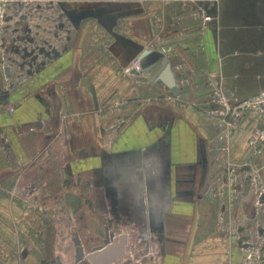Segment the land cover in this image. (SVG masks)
I'll return each mask as SVG.
<instances>
[{"label":"crops","instance_id":"crops-1","mask_svg":"<svg viewBox=\"0 0 264 264\" xmlns=\"http://www.w3.org/2000/svg\"><path fill=\"white\" fill-rule=\"evenodd\" d=\"M140 1L113 20L66 9L64 20H46L42 8L43 20L23 22L42 40L26 58L11 50L0 68L9 91L0 103L14 106L0 107L1 186L11 184V200L42 202L30 212L46 218L34 226L43 239L28 244L44 254L27 253L25 264H92L77 262L78 250L105 245L108 230L132 239L114 264H264V250L253 257V239L247 247L239 230L246 220L247 232L258 228L257 197L246 211L234 203L238 225L219 221L227 187L212 181V159L223 126L212 125L201 95L239 102L264 90V0H219L212 21L195 3L196 16L184 18L169 14L168 0ZM145 49L138 73L132 60ZM164 57L178 92L160 78ZM254 121L250 108L233 135L237 160L252 157Z\"/></svg>","mask_w":264,"mask_h":264},{"label":"rangeland","instance_id":"rangeland-1","mask_svg":"<svg viewBox=\"0 0 264 264\" xmlns=\"http://www.w3.org/2000/svg\"><path fill=\"white\" fill-rule=\"evenodd\" d=\"M141 2L140 0H0V68L6 67L9 62L7 60H10L9 52L11 50H15L16 54H22L23 58H26L30 54L28 51L31 48V41L33 40H42L41 38H37L35 35H33L32 30L26 29L25 20H43L40 13L37 12V9L39 8L40 4H45L44 9H49L51 12H57L60 8L62 10L67 11V13L71 12V14L74 16L77 13L84 14L85 12H90L91 15H98L99 20H113V10H116L117 13L127 15L132 14L135 10H137V4L136 2ZM149 1H155V0H149ZM160 2V0H157ZM169 3H173L175 5H171V7H175L171 14L172 16H186L189 18L192 17V14L194 13L193 5L194 4H188V3H195V13L197 10H200L201 17L205 19L206 16H211L210 19L207 21H212L215 19V14L217 15L218 9H219V0H168ZM195 1V2H194ZM168 2H166L167 4ZM53 4V6H51ZM188 4V6H187ZM200 4V5H199ZM168 5V4H167ZM178 5V7H177ZM205 9L203 8V6ZM37 6V7H36ZM184 6V7H183ZM114 7V9H112ZM139 7V6H138ZM170 7V8H171ZM181 12L178 11L176 8L180 9ZM108 9V13L107 12ZM215 10V11H213ZM190 12V13H189ZM208 12H213L212 14ZM99 13H101L99 15ZM188 13V15L186 14ZM194 13V16H196ZM46 20H58L56 18V14H51L50 17L46 18ZM16 22H20L22 24L16 25ZM17 36V37H16ZM44 50V48H43ZM26 62H24L25 64ZM25 66V65H20ZM3 83V82H2ZM4 84H7L5 82ZM8 85V84H7ZM10 86V85H9ZM8 86V87H9ZM11 89V88H10ZM9 91L2 87L0 90V96L1 98L6 97L5 95H8ZM214 91L211 89H207L204 92H202L201 95L205 96L203 98L209 99L211 94ZM264 92V90L262 91ZM262 92L255 95L253 99H256ZM218 102H214L213 98L207 100V102L203 105L205 109H207L209 112H211V118L213 123L212 125L217 127L218 123H220L222 126V131H218L219 133L216 136L215 141V151L218 147V152H215L214 158L212 159L214 163H216L217 172L216 175L213 174V180L218 183L217 189L221 190L220 188L224 189L227 187V190L225 191H218L219 195L221 197H226V205L225 207H221V211L219 213V221L221 222H228L230 221V224L238 225V223L241 221L240 217L238 216V212L234 211L235 205L234 203L242 206L243 211H246V202L249 200V198H255L257 197V200H254V205L257 208L259 212V218H258V228L254 229L253 233L251 234L250 231L247 232L250 227H248L247 220L241 222L242 226L239 228L241 232L243 242L247 247H250V241L251 238L254 241V245H252V253L253 257L260 258L262 254V250H264V145L262 143V146H258L255 148L253 144L251 143L252 136L250 137V144L253 147L252 151V157L249 158V160L246 161V158H243L242 160L235 159L234 153L232 152V142H233V135L236 130L240 127V123L244 118L246 117L247 112L250 108L255 110V123L254 128H256L258 131H261L264 129V111H262L261 107L262 105L256 104L251 105L250 107L244 105L242 108H238L240 112L239 118H234L235 115L231 112L229 114L228 119L233 120L238 124L237 128H231L228 127V124H226L223 121L222 116L224 117V112H228L230 105L231 108H234V104L238 101L236 100H230L228 101V97L224 96L223 92L219 93V96L216 97ZM252 98H249L248 100H251ZM227 101V102H226ZM245 101V100H242ZM200 102H205L204 100H201ZM229 102V103H228ZM228 103V105H227ZM12 105L10 103H0V107H4L8 110L9 107ZM208 111H205L206 113ZM230 111V110H229ZM235 112V110H233ZM232 118V119H231ZM234 121L232 123L234 124ZM252 130V131H253ZM224 144L221 148L220 145ZM246 162H253L249 165ZM212 162V165L214 163ZM248 165V166H247ZM238 167V168H236ZM243 167V168H242ZM247 167V168H246ZM15 173H8L6 175V178H10ZM5 177V176H4ZM5 179V178H4ZM0 179V245L3 247L8 246V248H0V261L9 262L10 258L14 256V258H19L20 264H25L26 261V254L30 253L34 256H40L39 252L44 254V249L40 250H32L28 247V244H30V241H37L39 239H43V233L37 234L34 232V226L36 224H39V222H43L46 220L45 217L42 218L41 211H35L36 216L33 215L30 211L33 210V208L30 207H40L44 208L42 205V202H36V201H17V200H11V192L13 189L11 188V184L2 185L1 183L7 182L5 180ZM17 191L16 189L14 190ZM249 196H245V195ZM247 200V201H246ZM74 204H72L73 206ZM238 205V206H239ZM249 205V204H248ZM225 210V211H224ZM9 214H8V212ZM39 212V213H38ZM247 215H244L245 217ZM249 217V216H247ZM246 217V218H247ZM68 226L73 225L71 220L67 218ZM223 222V223H224ZM250 222V221H248ZM6 225V226H5ZM9 225L10 227H8ZM70 228V227H69ZM74 228H71L70 230H73ZM109 229V228H108ZM30 230V231H28ZM109 234L110 232L107 231ZM106 232V234H107ZM33 233V235H32ZM114 233V232H113ZM37 236L35 237V235ZM72 234V232H71ZM105 234V235H106ZM125 234V233H124ZM59 234L55 235L58 237ZM129 240H132L129 238V235L126 234ZM51 236L53 234L51 233ZM73 236V234H72ZM33 237V239H31ZM71 237V235H70ZM53 238V237H52ZM53 240L52 244L53 246ZM12 241L19 242L16 249H10V244H12ZM117 241V242H116ZM111 242L118 243L119 242V236L114 233V237L112 238ZM106 245V244H105ZM104 246V245H103ZM101 246L98 249L95 250H78V254L82 253V258L79 259L77 262L85 258L84 260H88L89 256L92 255L94 252H99L100 250H103ZM39 251V252H38ZM52 251V250H51ZM125 254L122 256H126L128 253V250L124 249ZM77 254V255H78ZM129 254V253H128ZM121 257V258H122ZM91 262V260L89 259ZM82 262V261H81ZM105 260H102V263L99 264H105ZM115 262V261H113ZM92 263V262H91ZM261 264V263H259Z\"/></svg>","mask_w":264,"mask_h":264},{"label":"water","instance_id":"water-1","mask_svg":"<svg viewBox=\"0 0 264 264\" xmlns=\"http://www.w3.org/2000/svg\"><path fill=\"white\" fill-rule=\"evenodd\" d=\"M151 49H145L143 50L141 56H139L141 59L146 58L149 54H151ZM162 64L164 66L163 72L160 76V78L174 91L178 92V88L176 86V80L174 77V74L171 69L170 62L168 61L167 57H164L162 60ZM144 66V64H142ZM152 64H149L146 66L145 72L150 71ZM114 237V233H107L106 234V245L102 247L103 250H100L99 252H94L92 255L89 256V259L91 260L92 264H98L100 261L105 260V264H114L113 261L121 258L125 254V247L127 245V235L121 234L119 236V242L113 243L111 242L112 238ZM82 258V253H79L78 260Z\"/></svg>","mask_w":264,"mask_h":264},{"label":"built area","instance_id":"built-area-1","mask_svg":"<svg viewBox=\"0 0 264 264\" xmlns=\"http://www.w3.org/2000/svg\"><path fill=\"white\" fill-rule=\"evenodd\" d=\"M210 18H211L210 15L205 17L206 20H208ZM132 64H133V67L135 68L136 72L141 73L143 71L142 59L139 56H136L132 60ZM228 101H230V99ZM228 103H227V105H228ZM258 103H259V105H262V107H261L262 109L261 110L264 111V92H262L256 99H253L252 98L251 100H245V101L236 102L234 104V108H231L230 105H229L228 108H229L230 111L228 110V112H226V113L224 112L225 116L224 117L222 116L223 121L226 124H228V127H231V128H234V129L237 128V123L234 121V118H239L240 117V112L237 109L238 108H242L246 104H247L248 107H250L251 105H256ZM8 110L10 112H12L14 110V106L12 105L11 107L8 108ZM233 110H235V112ZM231 112L235 115V117L233 118V120L228 119L229 114ZM232 121H234V124L232 123ZM223 126H227V125H223ZM251 136H252L251 143L253 144V146H255V148H257L260 145L262 146V143L264 145V129L261 130V131H258L255 128L251 132ZM108 231L110 232V230H108Z\"/></svg>","mask_w":264,"mask_h":264},{"label":"flooded vegetation","instance_id":"flooded-vegetation-1","mask_svg":"<svg viewBox=\"0 0 264 264\" xmlns=\"http://www.w3.org/2000/svg\"><path fill=\"white\" fill-rule=\"evenodd\" d=\"M45 6V4H40V6H38L39 8L37 9V12H39V10L40 9H42L43 7ZM51 6H53V4H51ZM37 7V6H36ZM47 10H49V9H47ZM51 14H56V18L58 19V20H64L65 18H67L66 17V13H65V10H62V8H60L57 12H51V11H49V16L51 15Z\"/></svg>","mask_w":264,"mask_h":264}]
</instances>
